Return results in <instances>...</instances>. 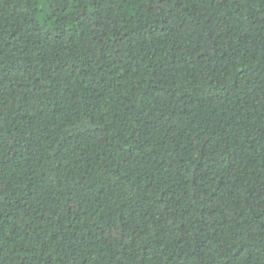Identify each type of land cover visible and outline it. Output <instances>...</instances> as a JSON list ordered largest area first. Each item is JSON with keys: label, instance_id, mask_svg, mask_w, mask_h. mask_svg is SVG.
<instances>
[{"label": "trees", "instance_id": "obj_1", "mask_svg": "<svg viewBox=\"0 0 264 264\" xmlns=\"http://www.w3.org/2000/svg\"><path fill=\"white\" fill-rule=\"evenodd\" d=\"M0 264H264V0H0Z\"/></svg>", "mask_w": 264, "mask_h": 264}]
</instances>
